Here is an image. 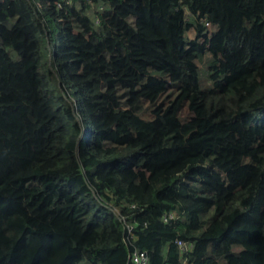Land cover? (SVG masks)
I'll return each mask as SVG.
<instances>
[{
	"label": "trees",
	"instance_id": "trees-1",
	"mask_svg": "<svg viewBox=\"0 0 264 264\" xmlns=\"http://www.w3.org/2000/svg\"><path fill=\"white\" fill-rule=\"evenodd\" d=\"M136 251L264 264V0H0V264Z\"/></svg>",
	"mask_w": 264,
	"mask_h": 264
},
{
	"label": "built area",
	"instance_id": "built-area-1",
	"mask_svg": "<svg viewBox=\"0 0 264 264\" xmlns=\"http://www.w3.org/2000/svg\"><path fill=\"white\" fill-rule=\"evenodd\" d=\"M179 248L183 251V252H187L189 247L187 246L186 243L182 242V241H178L177 242ZM132 262L133 264H148V257L147 254L144 252H134L132 254ZM182 264H191L188 259H185L182 261Z\"/></svg>",
	"mask_w": 264,
	"mask_h": 264
},
{
	"label": "rangeland",
	"instance_id": "rangeland-1",
	"mask_svg": "<svg viewBox=\"0 0 264 264\" xmlns=\"http://www.w3.org/2000/svg\"><path fill=\"white\" fill-rule=\"evenodd\" d=\"M188 21H189V19H188ZM188 37L190 38V39H194V37H195V31H194V29L193 28H191V26H189V29H188ZM145 47V46H144ZM189 47V46H188ZM188 47H187V49H188ZM191 56H192V58L197 62V64L199 65V67H200V69L202 70V72L205 70L204 69V65H203V59L202 60H200V59H198V57H195V55L194 54H191ZM180 115L182 116V117H187L188 115H189V112H188V109H187V107H183L182 108V110H181V112H180Z\"/></svg>",
	"mask_w": 264,
	"mask_h": 264
}]
</instances>
